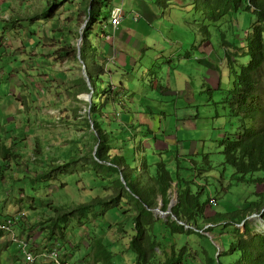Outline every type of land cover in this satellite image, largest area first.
I'll list each match as a JSON object with an SVG mask.
<instances>
[{
  "label": "trees",
  "instance_id": "trees-1",
  "mask_svg": "<svg viewBox=\"0 0 264 264\" xmlns=\"http://www.w3.org/2000/svg\"><path fill=\"white\" fill-rule=\"evenodd\" d=\"M153 3L173 5L184 15L183 11L194 10L201 24L200 36L198 33L194 35L195 44L191 47L193 50L203 48L205 55L197 60L206 64L209 71H215L226 62L237 74L223 99L229 109L233 132L224 134L220 144L224 164L234 170L232 179L242 185H254L257 197L234 207L226 206L229 208L227 212L218 211L224 203L211 197L210 191L196 182L216 169L210 160L190 157L193 167L187 169L183 162L188 155L173 154L168 147L161 152L153 148L150 153L139 138L151 140V134L156 132L151 125L142 129L146 124L136 117L134 119V112L128 113L130 121H110L106 116L112 110L108 103H118L120 92L112 82L104 81L106 73L102 74L101 63L105 64L106 55H103V49L100 51L92 45L91 37L94 34L96 37H110L107 28L111 26L112 12L123 7L115 5V0H50L48 9L42 13L43 18L54 17L64 5L66 9H72L74 4L77 5L76 14L83 13L87 18L85 28L78 32V37H82L80 50L71 43L70 34L59 29V38L63 37L59 53L63 58L71 55L81 60L93 87L88 89V84L83 81L78 91L92 94L86 121L87 127L94 131L95 145L87 154L81 148L80 140L72 139L74 143L67 150L64 168L70 163L67 170L74 172L69 169L71 165L88 167L91 162V171L99 176L102 187L112 190L107 196H98L74 207L59 206L58 218L62 221V228L73 217L85 224L84 220L89 219L90 214L99 210L105 214L116 208L126 214L130 228L123 223L109 222L105 228L111 226L112 233L118 232L120 236L124 232L130 234L129 250L137 256L134 264H264V233L253 234L248 220L250 213L262 214L264 218V190L259 191V187L264 186V0H153ZM123 12L125 15L124 9ZM183 37L186 41H181L178 48L182 50L189 45L188 35L185 33ZM180 57L181 63H188L185 59L194 60L192 52ZM89 65L94 74L90 73ZM218 73L221 85L223 70ZM154 139L159 138L156 135ZM175 164L176 170H171ZM53 166L50 171L46 170L49 173L44 171L39 178L57 174L55 178L59 179L63 167ZM183 169L189 171L188 176L184 175ZM209 179L204 180L209 182ZM174 184H177V203L172 207V214L169 219H158L155 210L161 204L164 212L170 210ZM209 207L214 211L213 216L209 215ZM243 223L246 234L237 227ZM129 229L134 233L131 234ZM207 232L222 235L220 241L224 251L219 259L218 248L208 242ZM192 237L194 242L190 241ZM105 238L95 236L92 241L96 262L104 259L108 264H114V254L108 250ZM193 243L198 247V261L187 256L191 252L189 245L195 247ZM224 257L231 258L227 261L223 260Z\"/></svg>",
  "mask_w": 264,
  "mask_h": 264
},
{
  "label": "rangeland",
  "instance_id": "rangeland-1",
  "mask_svg": "<svg viewBox=\"0 0 264 264\" xmlns=\"http://www.w3.org/2000/svg\"><path fill=\"white\" fill-rule=\"evenodd\" d=\"M142 1L146 5L153 2V0ZM115 2L122 4L125 11V19L121 24L122 31L142 43L136 48L133 47L128 52H124L123 55L126 61L122 62L123 67L119 68L118 65H115L119 61L117 56L120 50L118 48L111 51L109 58L105 57V64L101 63L104 70L103 73L102 71L100 72L102 74L106 73L103 76L104 81L112 82L118 88V92H120L118 103H108L109 108L112 110L106 113V116L110 121L120 123L123 119L130 121L131 118L128 113L134 112V119L136 117V119L147 125L142 129H146L151 125L152 130L156 132V134H151V140L145 139L142 136L139 138V141L148 148L150 153H152L153 148H156L158 152L169 148L174 151L173 154L188 155L189 157H185L186 161L183 162V166L187 169L193 167L190 157L200 161L210 160L216 169L211 173L203 175V179L199 180L197 178L198 181L196 182L199 186H203L210 191L211 197H215L219 202L224 203V205L217 209L218 211L227 212L229 210L228 206L234 207L247 200H254L257 197L255 194L257 191L256 187L254 185H242L237 183L235 179H232L234 170L224 164L225 157L222 153L223 147L220 144V138L224 134L233 132L231 121L228 117L229 109L223 103V99L226 95V90L232 87L237 74L232 71L226 62L225 64L222 62L223 65L220 64L219 68H215L216 72L214 70L209 72L208 66L197 60L198 58L205 57L202 53L203 48L193 50L191 47L192 44H195L194 35L196 36L198 33L200 36L199 25L201 22L198 20V15L194 10L183 11L184 15L173 5H155L152 9L159 17L152 21V27L148 28L146 19L150 17L139 22H134L130 13L131 11H137V13L144 14V6H139L135 3V0H115ZM10 5L11 1L8 0L4 3V8H8ZM76 13V4L73 5L71 10L66 9L65 5L62 6L58 13L57 25L55 27L64 31L67 35L70 34L69 39L71 43L78 46V32H82L85 28L87 18L83 13H79L78 15ZM41 20L43 18L38 19L37 22ZM23 23L25 26L28 25L26 21H23ZM48 23L44 31H51L52 33L51 21ZM38 32L37 30L32 35L33 44L42 43L38 37ZM185 33L189 37V45H186L184 50L178 49L179 43L181 44V41H186V38L183 37ZM172 35L177 37L174 38ZM105 37L103 36V38ZM101 41L102 37H96L95 34L91 37L92 45L99 48L100 51L102 46ZM175 43L177 46L174 47ZM44 45H47L49 48L54 45V52L57 51L58 53L60 48L63 47V44L56 45V41L53 38L49 40L48 44ZM186 52H192L194 60L183 58L188 63H181L180 59L182 58L180 55H185ZM60 57L62 56L59 55ZM63 60L64 67H68L67 70L70 71L69 75L67 76L66 73L65 76V79L68 81L65 83L64 100L67 150L72 148L74 143L72 139H76L80 140L81 148L83 147L85 153L89 154L88 152L95 145V140L92 138L94 131L92 128L89 129L87 127L86 121L89 105L92 101V94L89 95L90 93L78 91L83 81L88 82L87 71L86 68L84 69L82 61L71 55L63 58ZM112 63H114L115 67ZM221 70H223L224 78L220 85L218 71ZM89 71L91 74H94L91 65H89ZM99 87L101 88V84ZM88 89L92 90V85L91 87L88 86ZM178 92L179 94H183V97L179 96ZM192 98L195 101H189ZM156 135L159 138L158 140L154 139ZM191 154L197 156V158H193ZM163 157L165 158L166 156L163 155ZM158 159H160V155ZM90 163L88 167L79 164L71 165L69 169L74 172L67 170V166L70 164L67 163L65 171L61 170L59 179L55 178L57 174L54 176L49 174L48 176L51 177L47 178H28V194L37 197V200L43 199L44 203L47 204V206L42 205L39 210L42 211L45 208L49 210L51 203H53L56 209H58L59 205L74 207L78 204L89 202L95 197L111 194L112 190L104 189L99 176L97 177L93 174L91 171L93 165L90 166ZM83 164H86V161ZM176 168L177 164L170 167L171 170H176ZM187 169H183L185 176L189 175ZM45 172L49 173L48 171ZM189 177L192 179L191 175ZM205 178H210L209 182H206ZM263 190L264 186H260L259 191ZM176 192L177 184H174L172 190L173 200H177ZM26 204L24 207L26 211L19 212L21 208H18L17 211L10 213L13 215L2 219L14 217L16 220H20L21 217L22 219L23 217H25L24 219L28 217L36 221L35 209L33 208L34 203L28 202ZM37 205H40L39 201H37ZM208 212L209 215H214L211 207L208 208ZM156 216L158 219H169L171 215L162 216L161 214H156ZM79 220L73 217L66 224V228L68 229L69 240L72 239V235L73 238L78 239V244L80 243L84 258H88L91 262H96L95 257L91 256L95 249L89 253L86 251V247L87 245H93L92 241H94L95 236L102 238L106 236L108 238H105L104 242L107 244L108 250L114 254L113 263L134 264L137 256L129 250L130 234L124 232L123 234L120 233L122 235L120 236L118 232L112 233L111 226L105 228L108 222L109 224L123 223L127 229L130 228L126 214H123L121 210L116 208L107 211L105 214H102L99 210L98 213L90 214L89 219L84 220L85 224H81ZM248 220L253 234L264 233V218L262 214L250 213ZM237 227L241 228L242 233L246 234L247 229L245 224L237 225ZM113 228L116 229V226ZM130 232L132 234V229ZM205 234L208 236V242L215 245L218 244L221 246L222 252L224 251V247L220 241L221 234L215 235L210 232ZM193 237L190 239L192 242H194ZM193 244L195 247H192V244L189 245L191 252L187 256L192 260L198 261V247L195 243ZM98 258H100V254ZM230 258L224 257L223 260L228 261ZM99 264H108V262L103 259Z\"/></svg>",
  "mask_w": 264,
  "mask_h": 264
},
{
  "label": "crops",
  "instance_id": "crops-1",
  "mask_svg": "<svg viewBox=\"0 0 264 264\" xmlns=\"http://www.w3.org/2000/svg\"><path fill=\"white\" fill-rule=\"evenodd\" d=\"M7 1L0 0V219L13 215L10 213L18 208H21L19 212L26 211V203H34L36 221L21 217L15 221L13 231L19 238L29 241V249L37 259L29 261L19 241L14 239V233L0 230V264H96L84 258L77 238L72 235V239H68V229L62 228L58 218L61 211L53 203L49 210L40 211L39 208L47 204L28 194V178L38 179L41 173L54 168L53 165L65 169L64 100L68 81L65 76L70 71L64 67L60 54L54 52V45L50 48L44 45L52 38L56 45L63 44V37L59 38V29L55 27L62 7L54 17L43 18L42 13L48 9L50 0H10L11 5L4 8ZM135 3L144 6V14L131 11L132 19L135 14L141 21L150 17L146 25L151 28L152 21L159 17L152 9L156 4L146 5L142 0H135ZM115 5L123 6L117 2ZM49 21L52 33L44 31ZM121 24L116 29L108 27L111 35L102 37L101 41V50L107 58L115 48L120 50L118 64L115 63L119 68L126 61L124 52L142 43L122 31ZM37 30L41 44L32 43V35ZM53 248L60 250V262L52 257L38 256ZM92 250L93 247L87 245L86 251ZM91 256L95 257L94 253Z\"/></svg>",
  "mask_w": 264,
  "mask_h": 264
},
{
  "label": "built area",
  "instance_id": "built-area-1",
  "mask_svg": "<svg viewBox=\"0 0 264 264\" xmlns=\"http://www.w3.org/2000/svg\"><path fill=\"white\" fill-rule=\"evenodd\" d=\"M124 19V12L123 9L120 7H117L113 10L112 16H111V26L116 29L122 20ZM140 19L138 14H135L133 17V21L137 22ZM16 219L14 217H8L7 219H0V230L3 231H10L13 232V224L15 223ZM14 239L19 241V244L25 253L27 259L29 261L34 262L37 259V256L29 249V241L19 238L14 233ZM41 255L43 257H52L56 259L57 262H60V251L57 248H53L52 250H45L42 253L38 254V256Z\"/></svg>",
  "mask_w": 264,
  "mask_h": 264
},
{
  "label": "water",
  "instance_id": "water-1",
  "mask_svg": "<svg viewBox=\"0 0 264 264\" xmlns=\"http://www.w3.org/2000/svg\"><path fill=\"white\" fill-rule=\"evenodd\" d=\"M81 41H82V37H80L79 40H78V49H79V50H80V43H81ZM84 69H85V65H84ZM87 81H88V82H87V83H88V86L91 87L89 78H88ZM89 95H91V93H90ZM176 203H177V200H173V201H172V204H171V207H170V210L167 211V212H164V211H163V209H162V205H163V204H161V205H160V208H158V209L155 210V213L158 214V215L161 214L162 216L171 215V214H172V207H173ZM172 217H173L175 220H177V217H176L175 215H172ZM181 223H183V222H181ZM243 224H244V223H243ZM187 227H189V226H187ZM216 245H217V247H218L217 258L219 259L220 255H221V253H222V248H221V246H219L218 244H216Z\"/></svg>",
  "mask_w": 264,
  "mask_h": 264
},
{
  "label": "clouds",
  "instance_id": "clouds-1",
  "mask_svg": "<svg viewBox=\"0 0 264 264\" xmlns=\"http://www.w3.org/2000/svg\"><path fill=\"white\" fill-rule=\"evenodd\" d=\"M60 251V250H59Z\"/></svg>",
  "mask_w": 264,
  "mask_h": 264
}]
</instances>
